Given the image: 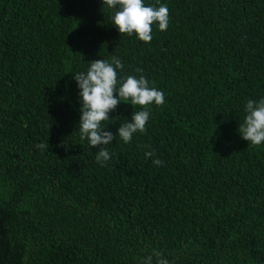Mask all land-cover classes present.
<instances>
[{
	"label": "trees",
	"instance_id": "trees-1",
	"mask_svg": "<svg viewBox=\"0 0 264 264\" xmlns=\"http://www.w3.org/2000/svg\"><path fill=\"white\" fill-rule=\"evenodd\" d=\"M159 3L169 26L145 43L103 0H0V264H141L152 250L264 264V142L238 133L264 98V0ZM113 56L118 78L144 75L165 103L148 106L145 132L105 146L102 167L80 138L74 75ZM134 109L121 102L104 130Z\"/></svg>",
	"mask_w": 264,
	"mask_h": 264
},
{
	"label": "clouds",
	"instance_id": "clouds-1",
	"mask_svg": "<svg viewBox=\"0 0 264 264\" xmlns=\"http://www.w3.org/2000/svg\"><path fill=\"white\" fill-rule=\"evenodd\" d=\"M103 5L114 9L111 16L112 24L120 34L136 37L145 43L152 40V26L156 24L160 31H166L169 26V9L167 5H145L144 0H103ZM121 60L115 56L111 60L89 61L86 72H78L74 79L80 89L81 116L78 131L82 140H87L89 147L100 146L95 153V159L102 167L111 159L107 145L118 135L124 143H129L133 135L143 133L151 114L149 105L162 106L165 95L162 90L154 86L144 75L138 78L133 75L118 78V70H123ZM138 73L142 69H136ZM116 93L117 95H114ZM131 100V105L141 106V110L134 109L131 120L120 125L114 136L105 131L102 121L109 120V112L114 111L124 101ZM246 115L243 123L238 127L241 138L252 145L264 142V98L260 100L249 99L244 109ZM36 147L45 148L39 144ZM148 147V146H146ZM145 158L155 156L154 151H145ZM153 164L163 166L164 161L156 158ZM170 264L163 252L152 250L150 255L144 257L141 264Z\"/></svg>",
	"mask_w": 264,
	"mask_h": 264
}]
</instances>
